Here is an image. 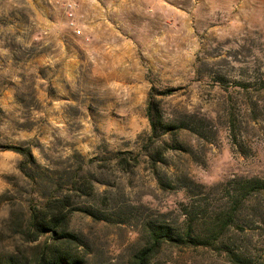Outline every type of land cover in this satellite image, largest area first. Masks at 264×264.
<instances>
[{"label":"rangeland","instance_id":"rangeland-1","mask_svg":"<svg viewBox=\"0 0 264 264\" xmlns=\"http://www.w3.org/2000/svg\"><path fill=\"white\" fill-rule=\"evenodd\" d=\"M75 3L80 35L58 0H0V195L9 190L0 228L10 209L66 195L90 264H128L148 227L185 233L182 207L197 196L206 202L197 215H210L223 195L216 185L264 182V0ZM150 101L174 127L155 167L167 190L146 151ZM7 146L31 151L33 183ZM119 153L140 162L123 171ZM84 181L89 196L73 187ZM227 232L226 247L264 264V190L239 206ZM5 235L1 256L13 252ZM155 263L233 264L201 246L163 247Z\"/></svg>","mask_w":264,"mask_h":264},{"label":"trees","instance_id":"trees-1","mask_svg":"<svg viewBox=\"0 0 264 264\" xmlns=\"http://www.w3.org/2000/svg\"><path fill=\"white\" fill-rule=\"evenodd\" d=\"M146 119L150 127L148 136V145L146 151L151 159L153 173L160 187L170 189V184H165L155 172L156 163L163 162V153L170 149L169 144L163 140L166 135L174 129L173 126L165 122L157 105L148 102L146 107ZM155 142H160L158 146L153 147ZM180 150L179 148H173ZM5 151L18 154L22 160L18 165V170L22 176L32 183L35 181L32 176L31 168H38L36 159L31 151L26 148L7 146ZM130 155L133 164L124 156ZM123 171H129L139 164L140 158L130 153H119L115 156ZM6 182L9 178H3ZM82 184H73L76 192L89 196L91 186ZM84 186V187H83ZM230 183L216 185L214 189L222 190V198L217 202L216 211L209 210L196 211L206 205L205 200H193L190 209L182 207L184 221L186 223L185 233H178L168 225L151 226L146 230L147 238L138 245L136 251L131 255L128 264H156V257L163 247L175 249H196L199 246L209 250L225 252L227 258L233 264H248L242 254L234 253L230 248L224 245L225 236L235 220L239 206L248 202L250 198L264 190V182L258 179H242L238 188L229 190ZM200 187V186H199ZM190 195H195L187 186H182ZM9 194L6 189L0 195V204H2ZM230 200V201H229ZM71 197H41L27 202V207H19V210H9L7 218L4 220V226L0 228V242L3 241L5 232L11 233L9 237L13 252L6 256L0 255V264H90L89 252L83 244L82 236L70 229ZM228 206V208H227ZM231 206V208H229ZM185 218L187 220H185ZM196 223L204 225L205 230L196 229ZM194 224V226H193ZM46 237L42 244L33 245L38 242L40 237ZM86 249V250H85Z\"/></svg>","mask_w":264,"mask_h":264},{"label":"built area","instance_id":"built-area-1","mask_svg":"<svg viewBox=\"0 0 264 264\" xmlns=\"http://www.w3.org/2000/svg\"><path fill=\"white\" fill-rule=\"evenodd\" d=\"M60 2V5L63 9V12L65 14L68 27L77 35L81 34V30H79L76 26L75 22V12H76V0H58Z\"/></svg>","mask_w":264,"mask_h":264}]
</instances>
